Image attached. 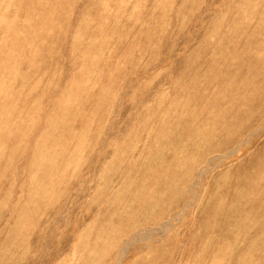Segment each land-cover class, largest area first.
Listing matches in <instances>:
<instances>
[{"label": "rangeland", "instance_id": "obj_1", "mask_svg": "<svg viewBox=\"0 0 264 264\" xmlns=\"http://www.w3.org/2000/svg\"><path fill=\"white\" fill-rule=\"evenodd\" d=\"M0 264H264V0H0Z\"/></svg>", "mask_w": 264, "mask_h": 264}]
</instances>
